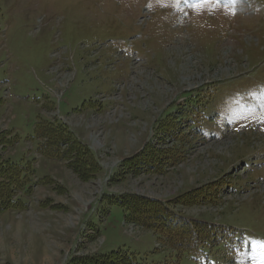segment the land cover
Masks as SVG:
<instances>
[{
    "label": "rangeland",
    "instance_id": "rangeland-1",
    "mask_svg": "<svg viewBox=\"0 0 264 264\" xmlns=\"http://www.w3.org/2000/svg\"><path fill=\"white\" fill-rule=\"evenodd\" d=\"M228 1L0 0V156L31 179L27 206L0 212V264L115 250L138 264H264V0ZM46 121L100 170L85 180L48 157L34 134ZM144 147L169 158L121 167ZM128 193L176 202L225 239L179 257L126 221L113 199Z\"/></svg>",
    "mask_w": 264,
    "mask_h": 264
},
{
    "label": "trees",
    "instance_id": "trees-1",
    "mask_svg": "<svg viewBox=\"0 0 264 264\" xmlns=\"http://www.w3.org/2000/svg\"><path fill=\"white\" fill-rule=\"evenodd\" d=\"M37 126L38 123H36L34 134L47 139L46 149H43L48 151L46 153L48 157L66 159L67 166L85 180L91 176L90 174L100 170L93 151L77 139L65 124L46 121L38 128ZM4 144L0 139V145ZM145 149L146 147L133 157L123 160L121 167L125 166L133 173H141L146 166L148 170L157 168L170 155L168 152L159 153ZM30 181L29 164L23 165L0 156V212L9 209H24L27 206L23 196H28L30 193ZM198 192L199 190H196L191 195H181L177 203L188 205L198 202ZM203 196L202 194L199 198ZM113 200L123 208L128 222L150 230L157 237L158 242L174 249L173 251L179 257L182 255L202 256L217 248L225 239L221 231L222 226L200 220H188L173 212L170 206L176 202H163L134 193L123 194ZM69 264L138 263L125 251L115 250L107 254L79 256L73 258Z\"/></svg>",
    "mask_w": 264,
    "mask_h": 264
},
{
    "label": "bare ground",
    "instance_id": "bare-ground-1",
    "mask_svg": "<svg viewBox=\"0 0 264 264\" xmlns=\"http://www.w3.org/2000/svg\"><path fill=\"white\" fill-rule=\"evenodd\" d=\"M227 1V0H226Z\"/></svg>",
    "mask_w": 264,
    "mask_h": 264
}]
</instances>
